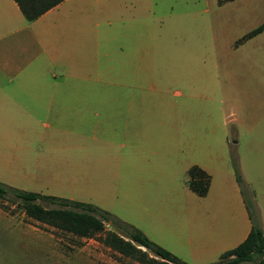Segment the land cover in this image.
Returning <instances> with one entry per match:
<instances>
[{
  "label": "rangeland",
  "instance_id": "374dc122",
  "mask_svg": "<svg viewBox=\"0 0 264 264\" xmlns=\"http://www.w3.org/2000/svg\"><path fill=\"white\" fill-rule=\"evenodd\" d=\"M112 1L103 0L101 8L104 15L111 13L113 27H118L121 16L128 15L127 0ZM142 1L150 16L152 89L136 88L132 92L155 95L163 91L169 100L167 105L155 97L144 102L150 129L146 132L147 138L138 145L143 144L146 151L133 154L143 160L160 161L161 165L148 172L135 169L127 174L124 161L131 156V142L121 137L116 140L115 133L95 132L94 114L88 113L83 118L79 109L73 107L56 118H24L31 124L23 132L5 134L6 146L0 142V182L91 203L143 233L148 232L147 236L158 240L148 236L152 241L170 252L183 248L189 255L188 243L194 238V224L210 220L207 214L198 217L194 213V196L185 189L188 170L179 162L185 156L181 152L189 153L185 148L194 145V80L198 82L199 70L209 79L213 63L226 69L241 66L242 62L264 63V33L243 45V41L238 42L264 22V0H129V4ZM95 87L104 92H126L124 86ZM104 102L110 112V100ZM177 109L176 119L166 116L162 120L159 116V111L174 114ZM44 123L52 127L43 126ZM175 124L183 132L179 134L182 143L175 136L178 133L172 130ZM108 139L115 144L110 145ZM166 142L174 145L169 148L168 157L155 155L153 151ZM230 145L232 163L235 156L241 169L239 147L233 142ZM255 183L245 181L244 191L254 204L252 212L256 209L255 219L261 223ZM2 202L6 208L0 207V264H93L83 260L98 253L111 258V264H142L107 246L102 241L103 232L91 237L78 236L29 218L18 203L8 199ZM105 227V231H119L108 221ZM61 254L66 260L58 257Z\"/></svg>",
  "mask_w": 264,
  "mask_h": 264
},
{
  "label": "crops",
  "instance_id": "0c3cea01",
  "mask_svg": "<svg viewBox=\"0 0 264 264\" xmlns=\"http://www.w3.org/2000/svg\"><path fill=\"white\" fill-rule=\"evenodd\" d=\"M102 1L63 0L28 21L15 0H0V142L5 147V134L21 133L31 124L24 118H56L75 107L83 118L94 114L95 132L115 133V139L121 137L131 142V156L124 161L127 174L135 169L148 172L162 162L143 160L133 154L146 151L143 144L138 145L150 129L144 102L155 97L167 105L169 100L163 91L155 95L132 92L136 88H151L148 8L143 1L133 5L127 0L128 15L121 16V25L113 27V16L103 14ZM262 33L264 30L244 38L245 34L238 42L243 41V45ZM212 66L209 79L199 70V80H194V145L185 148L190 152L182 151L181 156H185L179 159L188 170L185 189L194 196V213L210 218L194 224L189 255L183 248L171 250L182 261H190L188 264L217 262L251 231L252 221L231 160L232 142L239 147L245 181L256 182L255 196L264 233V63L242 62L241 66L227 69L218 63ZM103 84L111 89L124 86L126 92H104L95 87ZM109 100L110 112L104 102ZM178 112L162 110L159 116L162 120L166 116L176 119ZM176 127L172 130L180 140L179 134L183 132ZM107 142L115 144L113 140ZM169 148H174L172 142L153 153L167 158ZM117 162L119 166L120 160ZM194 166L210 177L205 195H199L189 185V171ZM229 210L232 212L228 213ZM58 257L66 260L65 255ZM110 260L98 253L83 261L111 264Z\"/></svg>",
  "mask_w": 264,
  "mask_h": 264
},
{
  "label": "trees",
  "instance_id": "16d2710c",
  "mask_svg": "<svg viewBox=\"0 0 264 264\" xmlns=\"http://www.w3.org/2000/svg\"><path fill=\"white\" fill-rule=\"evenodd\" d=\"M28 21H33L63 0H15ZM230 1V0H224ZM264 30V23L250 31L244 38L253 36ZM233 168L246 204L252 228L248 237L233 249L224 252L213 264H264V233L259 219H255V206L252 212L251 202L244 191L245 180L239 162L233 156ZM189 185L199 195L208 191L210 177L198 167L190 169ZM2 199H8L22 206L25 214L34 220L49 224L63 231L78 236L91 237L105 233L102 241L121 254L133 257L142 264H188L175 254L152 241L142 230L129 224L110 212L91 203L69 198L46 195L27 191L0 182V207L6 208ZM42 202L54 204L46 207ZM105 221L110 222L116 230L105 231ZM155 257L151 256L149 252Z\"/></svg>",
  "mask_w": 264,
  "mask_h": 264
}]
</instances>
